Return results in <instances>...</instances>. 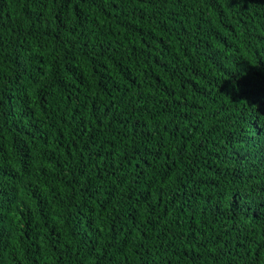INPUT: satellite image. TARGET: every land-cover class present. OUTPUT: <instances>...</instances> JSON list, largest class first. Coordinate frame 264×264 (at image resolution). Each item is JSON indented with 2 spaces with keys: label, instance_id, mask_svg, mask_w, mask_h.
Wrapping results in <instances>:
<instances>
[{
  "label": "trees",
  "instance_id": "16d2710c",
  "mask_svg": "<svg viewBox=\"0 0 264 264\" xmlns=\"http://www.w3.org/2000/svg\"><path fill=\"white\" fill-rule=\"evenodd\" d=\"M0 264H264V0H0Z\"/></svg>",
  "mask_w": 264,
  "mask_h": 264
}]
</instances>
